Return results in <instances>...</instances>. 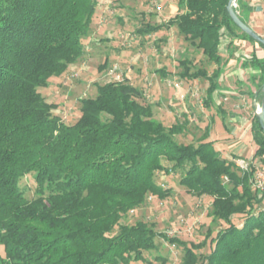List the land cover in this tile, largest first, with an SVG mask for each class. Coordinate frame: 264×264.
<instances>
[{
  "label": "trees",
  "instance_id": "16d2710c",
  "mask_svg": "<svg viewBox=\"0 0 264 264\" xmlns=\"http://www.w3.org/2000/svg\"><path fill=\"white\" fill-rule=\"evenodd\" d=\"M228 1L176 0L177 13L167 22L136 30L145 36L176 27L216 65L211 74L192 71L184 58L178 75L206 79L203 105L219 114L225 127L215 100L221 93L223 39L239 33L264 51L233 23ZM95 9V0H0V264L146 262L156 237L181 249L178 264H264V192L252 186L255 167L249 163L242 170L222 157L208 139L209 126L194 143L178 142L187 120L176 119L169 127L154 120L151 107L139 101L141 92L125 79L108 81L95 97L82 99L72 125L52 114L55 105L37 89L82 56L81 39ZM248 63L261 72L256 95L261 101L264 56L254 48ZM254 122L253 158L264 163V133L256 117ZM178 171V184L188 194L211 198L209 215L225 228L208 230L193 244L158 233L143 220L121 223L148 195L163 200L171 194L155 182L157 172ZM27 175L35 183L32 200L19 185ZM234 218L242 220L240 226ZM154 260L166 263L160 256Z\"/></svg>",
  "mask_w": 264,
  "mask_h": 264
},
{
  "label": "rangeland",
  "instance_id": "374dc122",
  "mask_svg": "<svg viewBox=\"0 0 264 264\" xmlns=\"http://www.w3.org/2000/svg\"><path fill=\"white\" fill-rule=\"evenodd\" d=\"M175 1L95 0L92 24L81 39L82 56L69 64L61 75L50 77L37 91L48 104L55 105L51 111L54 116L72 125L80 116V101L95 97L98 86L114 81L115 75H119L120 82L125 79L141 92L139 101L151 107L154 120L166 127L176 119L187 120V130L175 137L178 142L194 143L209 126L208 139L214 142L222 157L233 161L237 167L251 163L264 172V163L253 158L256 145L252 139L256 110L261 104L256 96L261 72L248 63L254 48H260L239 33L223 39L219 52L224 66L217 82L221 93L215 95V100L225 116L227 128L219 114L203 105L208 87L206 79L184 80L178 75L181 71L179 61L184 58L190 62L192 71L201 68L211 74L216 65L186 41L176 27H164L145 36L136 33L146 23L159 25L174 16L176 13H170L168 6ZM234 8H238L236 0ZM104 63L106 67L100 69ZM174 82H182L183 89L176 91ZM181 94H186L184 100L179 98ZM180 177L179 171L157 172L155 182L164 189L171 188V194L163 200L148 195L145 203L130 211L121 223L134 224L143 220L154 225L158 233L193 244L201 242L208 230L225 228V223L209 215L211 198L188 194L178 184ZM19 185L26 199L32 200L33 177H23ZM233 222L240 226L242 220L234 218ZM116 231L114 229L113 233ZM154 241L156 249L145 254L147 261L131 264H159L154 260L156 256L166 259L165 264L180 262L183 255L180 248L161 237ZM202 252L208 253V247ZM0 255H3L1 246Z\"/></svg>",
  "mask_w": 264,
  "mask_h": 264
},
{
  "label": "crops",
  "instance_id": "0c3cea01",
  "mask_svg": "<svg viewBox=\"0 0 264 264\" xmlns=\"http://www.w3.org/2000/svg\"><path fill=\"white\" fill-rule=\"evenodd\" d=\"M239 4L241 5V8L239 6L237 9L247 22L248 26H250V28H252L257 34L264 35V0H239ZM168 8L170 13H177L176 2L173 5H169ZM167 19L169 20V17ZM257 50L259 56H264L263 50Z\"/></svg>",
  "mask_w": 264,
  "mask_h": 264
},
{
  "label": "water",
  "instance_id": "95a60500",
  "mask_svg": "<svg viewBox=\"0 0 264 264\" xmlns=\"http://www.w3.org/2000/svg\"><path fill=\"white\" fill-rule=\"evenodd\" d=\"M234 2H235V0H229L227 7H226L228 14H229L230 18L232 19L233 23L247 36H249L254 41H256V42H258L264 46V38L261 35L257 34L252 28H250V26H248V24H245L240 19L238 14L234 11ZM255 117H256L259 125H260L262 132L264 133V85L262 87V98H261L260 108H258L256 110Z\"/></svg>",
  "mask_w": 264,
  "mask_h": 264
},
{
  "label": "built area",
  "instance_id": "2783aa9c",
  "mask_svg": "<svg viewBox=\"0 0 264 264\" xmlns=\"http://www.w3.org/2000/svg\"><path fill=\"white\" fill-rule=\"evenodd\" d=\"M156 9H159V7L157 6ZM121 80V76L119 75H115L114 77V81L120 82ZM173 87L176 91H181L183 89L182 87V82H174ZM186 95V94H185ZM185 95L181 94L179 96V98L181 100L185 99ZM249 163L246 166H240L239 168L242 170H246L248 168ZM255 167V166H254ZM224 181H227V179L224 177L223 178ZM252 186L253 188H255L258 191H263L264 192V172L257 169V167H255V171L252 177Z\"/></svg>",
  "mask_w": 264,
  "mask_h": 264
}]
</instances>
